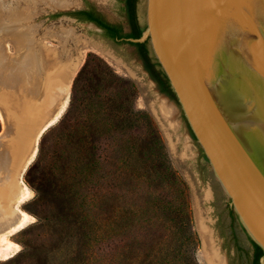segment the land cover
Listing matches in <instances>:
<instances>
[{
    "label": "trees",
    "instance_id": "1",
    "mask_svg": "<svg viewBox=\"0 0 264 264\" xmlns=\"http://www.w3.org/2000/svg\"><path fill=\"white\" fill-rule=\"evenodd\" d=\"M126 4L131 31L107 23L94 9L69 14L94 23L112 41L140 39L136 0ZM163 91L145 44H136ZM138 88L102 59L89 55L72 86L70 104L41 136L27 177L36 196L27 212L36 222L25 233L14 264H200L187 183L172 165L152 116L137 109ZM233 222L237 217L229 210ZM253 247L251 264L262 249ZM249 256V254L247 253ZM27 258L26 262L22 259Z\"/></svg>",
    "mask_w": 264,
    "mask_h": 264
},
{
    "label": "rangeland",
    "instance_id": "2",
    "mask_svg": "<svg viewBox=\"0 0 264 264\" xmlns=\"http://www.w3.org/2000/svg\"><path fill=\"white\" fill-rule=\"evenodd\" d=\"M138 4L136 0V21L140 26ZM88 9L130 32L126 6L118 0H0V216L9 220L6 225L14 219L13 214L24 212L29 216L21 230L3 234L0 230V241L10 243L7 250L0 251V264H14L11 259L20 254L23 243L34 238L25 233L37 221L27 212L36 196L29 180L38 182L41 170L29 177L27 171L37 155L40 136L67 111L73 82L90 54L136 84L137 109L152 116L173 167L189 187L193 226L199 239V263L209 264L207 253L212 252L209 254L222 264H251V242L238 219L232 221L230 200L192 136L176 97L168 99L147 73L137 43L106 40L94 24L71 20L74 18L69 14ZM74 62L77 70L62 89L64 76ZM16 72L22 74V81L17 84L10 82ZM166 100L177 111L172 119L161 107ZM41 127L44 129L37 137ZM20 153L24 154L21 162ZM23 185L26 190L20 196ZM199 215L203 227L211 232L212 249L207 248L210 251L203 244ZM26 261L27 258L22 259Z\"/></svg>",
    "mask_w": 264,
    "mask_h": 264
},
{
    "label": "water",
    "instance_id": "3",
    "mask_svg": "<svg viewBox=\"0 0 264 264\" xmlns=\"http://www.w3.org/2000/svg\"><path fill=\"white\" fill-rule=\"evenodd\" d=\"M138 14L142 39L126 41L146 43L241 227L262 249L264 264V126L241 129L234 117L245 109V100L256 98V105L264 95V0H139ZM235 57L242 59L241 72L254 89H244L235 78ZM226 113L245 134L250 155ZM23 157L20 153V162Z\"/></svg>",
    "mask_w": 264,
    "mask_h": 264
},
{
    "label": "bare ground",
    "instance_id": "4",
    "mask_svg": "<svg viewBox=\"0 0 264 264\" xmlns=\"http://www.w3.org/2000/svg\"><path fill=\"white\" fill-rule=\"evenodd\" d=\"M141 12H142V14H144V9L143 8H145V4L144 3H142L141 4ZM262 21H263V24H264V19H262ZM262 32H264V31H262ZM261 40L263 41V43H264V36L262 35V38H261ZM25 58V57H24ZM24 60V59H23ZM22 60V61H23ZM43 60V59H42ZM234 60H236L234 63H233V70L234 71H236L237 73H238V75L235 77V78H238V80H240V83H241V85L244 87V89H246V90H248V89H254V86H253V82L250 80V79H248V77H247V74H244L243 72H241V65H239L240 64V60H242L240 57L239 58H237V57H235L234 58ZM24 62V61H23ZM44 62V61H43ZM26 63V62H25ZM46 63V62H45ZM49 65V64H48ZM33 66V65H32ZM34 67V66H33ZM46 67V66H45ZM26 68V67H25ZM25 68H23L24 70H25ZM28 68V67H27ZM77 70V63H73L72 64V66H71V68H70V70L65 74V76H64V80H63V84H62V89H65V87L68 85V83H69V80L72 78V76L75 74V72H74V70ZM30 71V70H29ZM28 71H26V73H27ZM13 73H14V71H13ZM24 73H25V71H24ZM28 73H30V72H28ZM33 74V73H32ZM28 75H30V74H27V76ZM6 77H8V76H6ZM29 77V76H28ZM22 74L21 73H17L16 72V74H14L13 76H12V79L10 80V82H13V83H15V84H17L16 82H18L19 80H21L22 81ZM33 78V77H32ZM33 79H35V78H33ZM63 79V78H62ZM61 80V79H60ZM28 81V80H27ZM210 83H211V87L213 88V90L215 89L216 90V84L214 83V81L212 82V81H210ZM35 84V83H34ZM226 87V86H225ZM30 90V89H29ZM33 90V89H32ZM215 90H214V92H215ZM22 92V91H21ZM19 93V92H18ZM36 93V92H35ZM22 94V93H21ZM215 96V98L218 100V101H221L222 102V100H221V98H219L218 97V95H214ZM213 96V97H214ZM238 99V101H240V98L238 97L237 98ZM256 99V98H255ZM255 99L254 100H252V102H251V100L250 101H247V100H245V102H246V107H245V109L243 110V111H238L236 114H235V119H236V121H237V123H236V126L237 127H239V128H241V129H243V128H245V126H264V111H261V110H259L260 108H259V106L261 105L262 106V108L264 109V95H260V97H257V100H258V103L259 104H257V103H255L256 105H254V102H255ZM165 100V99H164ZM243 100V99H242ZM248 102V103H247ZM220 104V103H219ZM161 107H162V110L165 112V115L168 117V118H170V119H172L175 115H176V108L173 106V105H171L167 100L164 102V101H162V103H161ZM224 118H226V120L228 121V122H231L230 124L232 125V126H229L232 130H233V132H234V134H235V136H236V138L237 139H239V142H240V144L242 145V147L248 152V154L249 153H251V151H252V148H250V144H249V142H248V140H246L247 138H246V136H245V134L244 133H242L241 131V129H236L235 127L236 126H233V120H231V118L229 117V115L226 113L225 115H224ZM248 120H247V119ZM20 119V118H19ZM247 120V121H246ZM4 121V120H3ZM6 124V123H5ZM44 126H46L45 124H44ZM50 127V126H49ZM48 127V128H49ZM44 129V127H41L40 128V130L38 131V133L36 134V136L37 137H39L40 136V133L42 132V130ZM236 129V130H235ZM241 130V131H240ZM45 131V130H44ZM249 144V145H248ZM247 146V147H246ZM8 149V148H7ZM7 149H6V151H7ZM10 149V148H9ZM9 151V150H8ZM7 153V152H6ZM7 154H10V153H7ZM250 155V154H249ZM9 156H11V155H8V158H9ZM7 157V156H6ZM6 157H5V159H6ZM7 158V159H8ZM6 159V160H7ZM2 168V166H1V164H0V169ZM19 190H20V196H21V194H23L24 193V191L26 190V186H21L20 188H19ZM20 199V198H19ZM18 216H19V221L17 222V224H15L13 227H11L10 229H8L7 231L8 232H10V231H12L13 233L14 232H16V231H18V230H21L22 228H24V226H25V222L27 221V217H29L28 216V214H26V213H24V212H20V214H18ZM200 216V215H199ZM198 216V217H199ZM13 218V217H12ZM8 219L6 218V217H2V216H0V224H1V226L0 227H2V226H4V225H6V221H7ZM9 221V220H8ZM202 222H203V220H202V217L200 216V218H199V223H200V232H201V235H202V239H203V244H204V246H205V248L207 249V248H209V247H211V249H212V245H211V243H212V237H211V232H210V230L209 229H207V228H204L203 226V224H202ZM8 224H9V222H8ZM7 231H3V232H7ZM3 232H2V234H3ZM10 247V243L9 242H7L5 239H2V241H0V251H4V250H7L8 248ZM209 249H207V251H208ZM210 251V250H209ZM213 251V250H212ZM209 253H212V252H209ZM209 253H207V255H208V259H209V264H222V263H220V262H218V260H217V258H215V257H213V255L211 256ZM214 253V252H213ZM211 256V257H210ZM215 256V255H214Z\"/></svg>",
    "mask_w": 264,
    "mask_h": 264
},
{
    "label": "flooded vegetation",
    "instance_id": "5",
    "mask_svg": "<svg viewBox=\"0 0 264 264\" xmlns=\"http://www.w3.org/2000/svg\"><path fill=\"white\" fill-rule=\"evenodd\" d=\"M124 4H125V3H124ZM125 6H126V4H125ZM98 13H99V12H98ZM128 18H129V17H128ZM74 19H75V18H74ZM75 20H76V19H75ZM128 20H129V19H128ZM105 21H106V20H105ZM106 22L109 23L108 21H106ZM91 24H94V23H91ZM110 24H111V23H110ZM94 25H95L98 29H100L101 34H102V36H103V29H101L100 27H98L96 24H94ZM113 25H115V24H113ZM129 26H130V31H131L130 20H129ZM138 27H139L140 30H142L140 26H138ZM122 28H123V27H122ZM123 33L126 34V32L124 31V29H123ZM127 33H129V32H127ZM103 37H104V36H103ZM104 38H105V37H104ZM105 39H106V40H109V41H112V40L107 39V38H105ZM128 39H130V38H128ZM126 40H127V39H119V40L112 41V42H121V41H125V42H127ZM134 40H138V39H134ZM137 44H145V47H146V50H147V56H148V58L150 59L151 64L154 65V69H155L157 72H160V73H161V71H159V70L157 69L156 64H154V63L152 62V60H151V58H150V56H149V53H148V49H147L146 43H137ZM138 50H139V53H140L141 59H142V61H143V63H144V66H145V68H146L147 73L151 76V78H153V79L155 80V82L157 83V85H158L159 89L161 90V92H162V93H165L166 96H167L168 98H170L171 96H170L167 92L163 91V89H162V87L160 86L159 82L155 79V77L153 76V74L151 73V71L147 68L146 63H145V61H144V58L142 57V54H141V52H140V49L138 48ZM161 77L164 78L165 76H163L162 73H161Z\"/></svg>",
    "mask_w": 264,
    "mask_h": 264
},
{
    "label": "crops",
    "instance_id": "6",
    "mask_svg": "<svg viewBox=\"0 0 264 264\" xmlns=\"http://www.w3.org/2000/svg\"><path fill=\"white\" fill-rule=\"evenodd\" d=\"M11 210V209H10ZM14 219L6 226L1 227V232H3L4 230L7 231L8 229H10L11 227H13L15 224H17V222L19 221V216L18 214H13Z\"/></svg>",
    "mask_w": 264,
    "mask_h": 264
}]
</instances>
